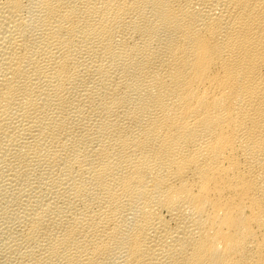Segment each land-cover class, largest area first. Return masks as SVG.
<instances>
[{
  "label": "bare ground",
  "instance_id": "1",
  "mask_svg": "<svg viewBox=\"0 0 264 264\" xmlns=\"http://www.w3.org/2000/svg\"><path fill=\"white\" fill-rule=\"evenodd\" d=\"M0 264H264V0H0Z\"/></svg>",
  "mask_w": 264,
  "mask_h": 264
}]
</instances>
